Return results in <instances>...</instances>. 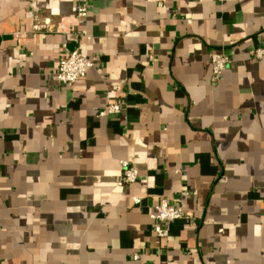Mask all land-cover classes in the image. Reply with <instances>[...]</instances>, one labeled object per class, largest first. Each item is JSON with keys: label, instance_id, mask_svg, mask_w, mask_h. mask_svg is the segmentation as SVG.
I'll return each instance as SVG.
<instances>
[{"label": "crops", "instance_id": "crops-1", "mask_svg": "<svg viewBox=\"0 0 264 264\" xmlns=\"http://www.w3.org/2000/svg\"><path fill=\"white\" fill-rule=\"evenodd\" d=\"M80 1L0 0V264H264V0H87L85 38L32 12ZM75 49L98 63L64 87ZM162 198L189 216L166 240Z\"/></svg>", "mask_w": 264, "mask_h": 264}, {"label": "built area", "instance_id": "built-area-1", "mask_svg": "<svg viewBox=\"0 0 264 264\" xmlns=\"http://www.w3.org/2000/svg\"><path fill=\"white\" fill-rule=\"evenodd\" d=\"M32 12L35 15L40 29L55 30L59 34L75 35L80 38H85L86 33L80 29L81 24L89 17V9L87 0H81L78 5L77 12L69 17H62L53 28L50 21L44 22L40 16V10L32 7ZM24 34L18 33L17 37H22ZM251 56L257 60L264 58V49L258 48L251 52ZM232 60L224 51H213L210 54V63L212 66V82H219L224 72L230 66ZM98 60L96 58L84 57L79 49H75L66 57L62 58L58 64L56 71L57 82L64 87H72L80 80L84 79L88 72L96 67ZM122 104H109L105 110L101 112V116L113 115L121 112ZM122 170L121 182L123 185L129 187L135 184L139 178L138 170L129 162L122 160L119 162ZM189 194L184 192L182 197H188ZM135 205L141 204L140 198H134ZM264 206V203H263ZM151 219L155 222L154 232L162 240L169 238V226L180 220H188L183 209L170 200L169 198H162L153 208ZM134 261H139L141 255L135 253L132 256Z\"/></svg>", "mask_w": 264, "mask_h": 264}]
</instances>
